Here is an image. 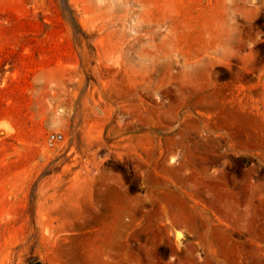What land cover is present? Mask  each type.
Masks as SVG:
<instances>
[{"label": "rangeland", "instance_id": "obj_1", "mask_svg": "<svg viewBox=\"0 0 264 264\" xmlns=\"http://www.w3.org/2000/svg\"><path fill=\"white\" fill-rule=\"evenodd\" d=\"M0 264H264V0H0Z\"/></svg>", "mask_w": 264, "mask_h": 264}, {"label": "crops", "instance_id": "obj_2", "mask_svg": "<svg viewBox=\"0 0 264 264\" xmlns=\"http://www.w3.org/2000/svg\"><path fill=\"white\" fill-rule=\"evenodd\" d=\"M256 148H258L257 150H259L260 148L256 145H253V143H251V141L247 144H244L242 146V148L240 149L239 153H248V152H253ZM261 150V149H260ZM185 221H183L184 223ZM181 220H180V224H181Z\"/></svg>", "mask_w": 264, "mask_h": 264}, {"label": "built area", "instance_id": "obj_3", "mask_svg": "<svg viewBox=\"0 0 264 264\" xmlns=\"http://www.w3.org/2000/svg\"><path fill=\"white\" fill-rule=\"evenodd\" d=\"M63 138L61 133H53L48 137V144L53 145L56 141H60Z\"/></svg>", "mask_w": 264, "mask_h": 264}]
</instances>
